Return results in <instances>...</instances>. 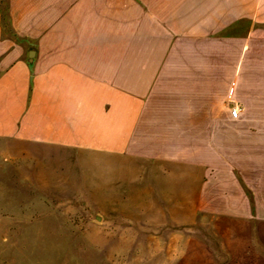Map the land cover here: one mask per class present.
Returning a JSON list of instances; mask_svg holds the SVG:
<instances>
[{"label":"crops","instance_id":"obj_1","mask_svg":"<svg viewBox=\"0 0 264 264\" xmlns=\"http://www.w3.org/2000/svg\"><path fill=\"white\" fill-rule=\"evenodd\" d=\"M263 2L10 0L16 31L55 23V47L29 57L0 38V138L14 149L185 158L199 169V205L218 187L237 208L225 212L242 214V182L264 189ZM236 156L259 157V170L244 175ZM259 205L233 219L264 221Z\"/></svg>","mask_w":264,"mask_h":264},{"label":"rangeland","instance_id":"obj_2","mask_svg":"<svg viewBox=\"0 0 264 264\" xmlns=\"http://www.w3.org/2000/svg\"><path fill=\"white\" fill-rule=\"evenodd\" d=\"M9 7L0 0L1 39L29 57L55 47V23L21 36ZM234 160L244 175L259 170V157ZM195 164L14 149L0 138V264H264V221L233 219L262 208L264 189L241 181L249 202L237 206L238 215L225 212L237 208L218 187L199 205ZM207 171L212 178L218 169Z\"/></svg>","mask_w":264,"mask_h":264},{"label":"built area","instance_id":"obj_3","mask_svg":"<svg viewBox=\"0 0 264 264\" xmlns=\"http://www.w3.org/2000/svg\"><path fill=\"white\" fill-rule=\"evenodd\" d=\"M240 113V106L238 105H231L230 106V115L236 118Z\"/></svg>","mask_w":264,"mask_h":264}]
</instances>
